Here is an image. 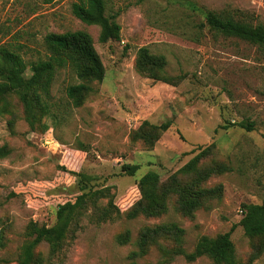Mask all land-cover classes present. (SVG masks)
<instances>
[{
  "label": "rangeland",
  "instance_id": "rangeland-1",
  "mask_svg": "<svg viewBox=\"0 0 264 264\" xmlns=\"http://www.w3.org/2000/svg\"><path fill=\"white\" fill-rule=\"evenodd\" d=\"M74 2L0 0L1 64L16 55L28 64L44 60L48 34L85 31L106 71L102 82L90 84L93 90L78 108L66 89L81 81L61 72L51 94L54 117H44L36 130L30 129L16 96L0 101V147L11 150L0 160L1 264H18L30 230H60V205H73L82 188L106 189L125 212L140 199L138 182L146 173L154 171L166 182L211 144L215 150L206 164L222 163L232 170L206 182L208 188L220 186L222 195L191 218L176 210L172 197L159 218L123 216L97 225L84 203L71 211L75 217L84 215L75 234L47 235L37 253L48 261L44 264H131L142 230L167 224L183 231L186 252L202 236L233 230L239 263L264 264V253L254 255L253 243L239 224L243 205L264 199V56L252 44L200 28L204 18L199 11L210 9L255 25L264 23V0H105L107 15L116 16L121 26V41L105 44L99 42V27L73 15ZM143 47L165 58V80L138 73L135 64ZM30 73L28 68L26 75ZM167 122L169 130L153 148L132 140L144 123ZM243 122L253 123L254 130L232 125ZM127 164L139 166L134 176L122 171ZM126 231L131 242L119 245L116 238ZM59 239L68 243L49 259L50 245ZM160 259L153 246L145 259L134 263ZM169 264L213 263L206 257L192 263L177 257Z\"/></svg>",
  "mask_w": 264,
  "mask_h": 264
},
{
  "label": "trees",
  "instance_id": "trees-1",
  "mask_svg": "<svg viewBox=\"0 0 264 264\" xmlns=\"http://www.w3.org/2000/svg\"><path fill=\"white\" fill-rule=\"evenodd\" d=\"M44 1L52 3L55 0ZM74 1L72 4L73 15L87 26L100 28V43L121 41V26L116 21V16L107 15L105 0ZM199 11L204 18L200 28H208L209 31L217 35L237 38L252 44L258 47L264 56V23L254 25L205 8H200ZM44 44L47 51L44 60L40 59L28 64L16 55L8 63L4 65L0 63V101L7 96H16L32 130L37 129L44 117H54L51 94L54 82L61 72L69 71L81 81L79 84L69 85L66 89L67 98L75 108L83 106L93 90L90 84L102 82L106 72L101 57L95 49L93 37L88 32L50 33L45 37ZM135 66L141 75L154 80H165V58L152 54L147 47L139 50ZM28 68L31 73L27 76ZM232 125L247 131L254 130L253 123L243 122ZM10 126L13 128L11 124ZM170 126L169 122L160 126L144 123L132 135V140L142 142L148 148H153ZM214 150V144L199 149L198 153L166 182H161L159 174L154 171L146 173L138 182L140 199L125 212H122L109 198L106 189L82 188V193L76 198L73 205L68 203L60 205L57 211L58 225L60 226L64 222L60 230L41 229L38 234L29 231L28 239L21 248L18 264L48 262L41 254L37 253L38 246L47 235L64 238L71 231H74L75 234L79 221L84 215L79 216L78 214V217H75L71 211L73 209L76 211L84 203L91 210L89 215L91 222L97 225L115 222L123 216L129 220L139 217L159 218L167 212L168 203L172 197H176V210L183 216L191 218L197 210L209 206L210 201L219 199L222 195L220 186L208 188L205 186L206 182L213 176L232 170L231 167L222 163H215L211 166L206 164ZM10 153L11 150L7 145L1 146L0 160L9 157ZM138 170V165L127 164L122 167V171L128 176H134ZM75 176L83 179L89 178L82 173H75ZM105 200L106 203H104ZM239 224L253 243L254 255L258 256L264 253V199L261 204L243 205ZM232 231L219 234L216 237L202 236L194 250L186 252L183 248V231L176 225L163 224L146 227L136 242L137 251L130 254V258L133 260L131 264H135L136 259H145L153 246L158 247L161 259L157 263L147 264H169L177 257H183L190 263L206 257L213 264H240L235 244L231 238ZM2 240L3 235L0 237V245H3ZM59 240L61 241L50 245L49 259L58 256L68 243L66 240ZM116 242L119 245L129 244L131 242L130 232L119 234ZM1 262L0 260V264Z\"/></svg>",
  "mask_w": 264,
  "mask_h": 264
}]
</instances>
